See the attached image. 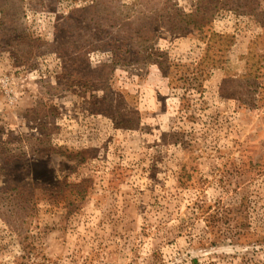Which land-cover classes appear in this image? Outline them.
Here are the masks:
<instances>
[{
  "label": "rangeland",
  "instance_id": "374dc122",
  "mask_svg": "<svg viewBox=\"0 0 264 264\" xmlns=\"http://www.w3.org/2000/svg\"><path fill=\"white\" fill-rule=\"evenodd\" d=\"M93 1L0 0V264H264V0L216 14L235 43L191 94L68 32ZM117 1L199 62L164 25L199 0Z\"/></svg>",
  "mask_w": 264,
  "mask_h": 264
},
{
  "label": "trees",
  "instance_id": "16d2710c",
  "mask_svg": "<svg viewBox=\"0 0 264 264\" xmlns=\"http://www.w3.org/2000/svg\"><path fill=\"white\" fill-rule=\"evenodd\" d=\"M258 7V0H199L192 12L179 11L167 17L164 25L169 34L183 36L192 33L191 29L199 32L205 48L197 63L177 62L163 53L157 46L161 37L160 28H163L158 26L157 17L148 13H135L128 4L117 0H94L86 8L75 9L66 16L64 26L81 43L88 42V38L98 41L105 39V45L113 54L110 66L157 64L170 79L173 88L181 87L191 94L203 91L204 82L222 66L226 53L235 43L234 34L212 30L211 23L216 14L229 9L246 15ZM84 44H81V48ZM242 226L248 227L249 224L242 223Z\"/></svg>",
  "mask_w": 264,
  "mask_h": 264
}]
</instances>
